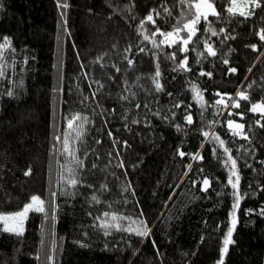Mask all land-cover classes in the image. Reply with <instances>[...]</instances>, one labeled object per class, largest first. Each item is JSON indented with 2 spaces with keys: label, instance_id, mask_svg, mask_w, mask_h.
Masks as SVG:
<instances>
[{
  "label": "trees",
  "instance_id": "trees-1",
  "mask_svg": "<svg viewBox=\"0 0 264 264\" xmlns=\"http://www.w3.org/2000/svg\"><path fill=\"white\" fill-rule=\"evenodd\" d=\"M212 1L219 16L201 18L185 52L153 32L192 19L195 0H0V214L32 196L47 213L29 212L20 236L0 222V264H217L235 203L225 148L241 197L225 264H264V114L249 110L264 104V0ZM140 221L147 239L101 227Z\"/></svg>",
  "mask_w": 264,
  "mask_h": 264
},
{
  "label": "snow or ice",
  "instance_id": "snow-or-ice-1",
  "mask_svg": "<svg viewBox=\"0 0 264 264\" xmlns=\"http://www.w3.org/2000/svg\"><path fill=\"white\" fill-rule=\"evenodd\" d=\"M181 3H185V0H181ZM249 3L252 6H254L255 8H260L261 7L260 0H249ZM233 4H235V0H233ZM58 6L66 8L67 4H63V5H59L58 4ZM246 7H247V5H246ZM193 8L195 9L194 12L192 11ZM152 11L155 12L157 16L160 15V13L157 12L155 9H153ZM165 11H167V9H165ZM227 11L230 14H234L235 9L233 7H229L227 9ZM209 14H211L213 16H217V17L219 16V13L216 11V9L214 7V4L211 3L210 0H195L194 3L189 4V15L192 17V19L187 20V22L184 23L182 26L174 27L173 31H171V32L163 33V32H160V30L157 28L155 30V32H153V35H156L157 33H159L160 35L164 36L166 40H167L168 37H173L174 35H176L178 37V40L177 39H172V40H169L168 43L174 45V44H177L178 42H181L184 47L181 48V49H178V50L186 52L188 50L187 49V45L192 40V37L196 35V32H197L196 25L200 22L202 17H203V19L205 21H207ZM239 14L241 16H245L246 17V16H248V15H250L252 13H247V12L241 11ZM61 15H64V13H61ZM169 15H171V13H169ZM185 19H187V17ZM146 20L151 22L152 24H155V20L153 19V15H152L151 12L147 15ZM141 26H143V23H142ZM181 31H186L187 32V36L186 37H179V33ZM209 31H211V34L213 36L217 35V33L215 31L211 30V28H209ZM221 31H223V30H221ZM258 35H259L260 40L264 41V29H261L260 32L258 33ZM144 39L148 40L149 37L145 36ZM10 43L11 42L5 37L4 38V44L0 45V48L7 47V46L10 45ZM152 43H153L154 47H158L159 46V45L156 44L155 40H153ZM251 48L253 50H255V51H258V48H257L256 45H251ZM140 51L143 52L144 49L141 48ZM207 51L212 56L216 55V52L211 48V46H209L207 48ZM174 55L175 54H173V56ZM261 55H264V53H261ZM128 63L132 64L133 61L129 60ZM224 63L228 64V61L225 60ZM186 65H187V57H185L184 60L181 62L180 67L184 68L185 70H189L190 71V69L186 68ZM116 71L119 72L120 71L119 68H117ZM236 71H237L236 68H230L229 69L230 73H236ZM249 71H251V69H249ZM0 75H3L2 70H0ZM159 75H160V72L157 69L156 77H159ZM201 75L211 76V73H201ZM154 82H155L156 91H160L161 88H162L161 84L159 83L158 80H155V78H154ZM101 87H103V85H101ZM249 87H251V85H249ZM193 90L196 91L195 86H194ZM8 95L11 96L12 93L9 92ZM93 95H95V93H93ZM169 95H171V94H169ZM217 95H220V94L217 93ZM197 96H200V94L198 92H197ZM237 96H239L243 100H248L249 99L248 96H246L244 92H238ZM124 98L127 99V97H124ZM200 102H201V106L203 107V98H202V96H200ZM217 103L223 104L224 100L221 99ZM178 106L179 105H177V107ZM137 107H139V105H137ZM234 107H239V102L238 101L234 102ZM249 110L251 112H254V113L259 111L262 114H264V104H262V103L253 104ZM241 118H242V114H241ZM74 119H83L84 122H88L86 117L81 118L79 115L75 116ZM185 119L187 120L188 123H192L191 115L186 116ZM135 122H137V121H134V123ZM257 123H259V121H257ZM67 126L69 128H71L72 127V121H68V125ZM228 126L230 128L234 126L236 129H239V130H242L244 128L243 124H239V123L234 124L233 121H228ZM261 127H264V125H261ZM233 134L234 135H240V132H235ZM111 135H112V133L109 132V136H111ZM203 135L205 137H207L209 134L207 132H205V133H203ZM243 138L247 139L246 136L243 137ZM57 139H59V137H57ZM213 140L219 141L220 146L223 147L224 141L219 140L218 136H214ZM98 143H99V141H98ZM64 144H65L66 149H67V139H65ZM125 144H126V142H125ZM224 151H225V153H228V161H230V163H231V172H230V175L228 176L227 184L230 185L231 188L234 190L232 195L235 197V203L232 206L233 210H232V213H231V216H232L231 226L229 227V229H228V231H227V233H226V235H225V237L223 239V247L220 250V258L217 261V264H225V257L228 255L229 246L234 243L233 234L235 232V229H236V226H237V223H238V217H237L236 212H237V209L239 208L240 199H241V197L239 195V189H238L239 182H240V176H239L238 171L236 169L237 162H236L235 159H233L231 157L230 152H229V150L227 148H225ZM213 152H215V149H213ZM178 154L181 157L185 156V153L183 151L179 152ZM192 158L193 159H201V160L203 159V157L199 156L198 154L193 156ZM225 163L227 164V161ZM77 164L80 167H83V161L77 160ZM120 166L123 167V162H121ZM191 167H192L191 164H189L188 165L189 170H191ZM69 171L72 172V169H69ZM30 174H31V169H29L28 171L25 172V175H30ZM233 177L235 178V182L233 181ZM67 183L74 187V186H76L78 184V180L73 175V178L68 180ZM210 183L211 182L207 178H205L202 181V184H203L202 191H207L208 188L210 187ZM53 195H55V193H53ZM93 199L95 200L96 197H93ZM44 205H45V201L43 199H41L38 196H32L31 197V202L26 204L21 211L16 212L12 216L0 215V221H4L5 222V227H4L3 230L5 232H13L17 236L23 235L24 221L27 219L29 212L42 213V214L47 215ZM54 211L55 210L53 209V217H52L53 219H55ZM260 211H261V214H264V209H261ZM104 215L108 216L109 214L105 213ZM141 215H143V213H141ZM112 219L116 220L117 217L115 215H113ZM8 220H15L16 221V225L14 227H8L7 226V221ZM133 223H135V222H133ZM140 225L141 226H138V227H136L134 229L133 228L122 229L119 224L108 225L107 223H104V224L101 225V227H103L105 229H107L108 227H115L117 231H129V232H133L136 236H138V237H140L142 239L149 238L151 236V228H149L147 226V221H140ZM105 234L108 235L109 233L106 231ZM152 244L155 247V241L154 240H152ZM82 246H84V245H82Z\"/></svg>",
  "mask_w": 264,
  "mask_h": 264
},
{
  "label": "rangeland",
  "instance_id": "rangeland-1",
  "mask_svg": "<svg viewBox=\"0 0 264 264\" xmlns=\"http://www.w3.org/2000/svg\"><path fill=\"white\" fill-rule=\"evenodd\" d=\"M210 2L211 3H213V1L212 0H210ZM215 7V6H214ZM216 9V8H215ZM234 9H235V7H234ZM179 37H181V36H179ZM39 197V196H38ZM31 202V200L30 201H28L26 204H28V203H30ZM25 204V205H26ZM24 205V206H25ZM23 206V207H24ZM23 207L22 208H20L19 210H17V211H15V212H10V213H1L0 215H4V216H12L13 214H15L16 212H19V211H21L22 209H23ZM232 219V218H231ZM26 221V220H25ZM25 221H24V225H23V228H24V226H25ZM0 222H2L3 223V225H4V227H5V222L4 221H0ZM16 225V221L15 220H8L7 221V226L8 227H14Z\"/></svg>",
  "mask_w": 264,
  "mask_h": 264
}]
</instances>
